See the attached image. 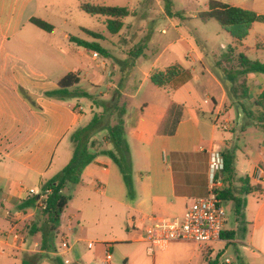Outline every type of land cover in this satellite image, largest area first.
<instances>
[{"label":"crops","instance_id":"obj_1","mask_svg":"<svg viewBox=\"0 0 264 264\" xmlns=\"http://www.w3.org/2000/svg\"><path fill=\"white\" fill-rule=\"evenodd\" d=\"M210 1H206L204 10L194 11L193 20H201L199 13L208 10ZM217 1L247 9L244 4L251 0H238L239 5ZM252 1L253 11L264 15V0L260 5L258 0ZM83 3L127 7L132 14L123 20L124 27L118 34L107 36L98 31V21L106 24L108 17L88 15L81 8ZM176 15L174 4L169 13L163 0H0V261L21 264L38 254L44 256L39 264H49L52 257L66 255V251L60 254L43 249L41 232L29 237L20 232L25 226L34 227L36 211L20 210L18 205L28 200V190L42 191L66 167L71 150L74 152L71 135L103 111L89 98L47 95L60 89L62 78L76 73L81 80L71 90L79 88L92 95L81 85L87 82L99 86L106 81V90L92 95L97 101L110 105L117 96L127 100L125 128L133 190L129 192L118 165L109 156L100 155L88 165L76 192L86 190L88 200L92 196L98 199L100 218L80 226L70 250L87 244L88 248L75 250L77 257L85 259L84 264H103L108 252L112 254L109 264H228L227 260L229 264H264V173L259 171L264 168V128L248 118L242 107L264 93V74L243 77L244 96L237 86L242 79L240 73L223 75L229 81L222 80L208 64L213 53L209 49L211 40L217 41L220 32L212 38L207 33L199 35L211 50L205 53L180 31L174 22ZM33 18L49 23L53 30L38 27ZM159 20L169 21L178 38L169 43L162 39L157 43L163 44L161 51L154 46L150 57L143 55L139 46L151 48L153 37L141 36L139 31L146 23ZM86 30L100 33L102 38ZM162 34L168 35L169 30L163 28ZM74 38L98 44L105 53L80 46ZM181 42L186 47L178 54L173 48ZM231 43L233 47H220L222 53L229 47L231 58L215 55L216 66L232 60L235 70L240 69V54L264 63L263 22L254 23L249 36L240 43ZM94 52L99 57L95 58ZM184 59L190 67L183 65ZM173 66L182 67V71L165 87L152 83L154 70ZM130 68L142 76L138 85L130 82V72L123 87L111 79L119 75L123 81ZM142 91L145 94L138 102ZM224 120L229 121V129L220 126ZM91 142L94 151L114 149L105 130ZM230 148L236 154L237 179L232 188L237 196L246 198L244 220L235 214L233 201H225L223 205H229L235 220L230 225L228 218L221 240L210 244L175 241L165 251L149 253L147 242L141 238L149 218L181 217L194 200L206 197L211 187L210 153ZM245 177L250 187H257L247 195L242 194L246 184L240 181ZM68 208L69 202L58 228L65 237L74 231V222L81 224L78 214H67ZM7 212L18 215L9 216ZM108 231L115 232L110 235ZM15 232L24 237L25 243L13 238Z\"/></svg>","mask_w":264,"mask_h":264},{"label":"trees","instance_id":"obj_2","mask_svg":"<svg viewBox=\"0 0 264 264\" xmlns=\"http://www.w3.org/2000/svg\"><path fill=\"white\" fill-rule=\"evenodd\" d=\"M165 1L166 11L170 13L173 1ZM81 8L88 15H101L108 17L106 25L109 32L114 35L118 34L124 27L123 20L132 14L127 7L98 6L90 3H83ZM199 18L203 22H208L210 20L217 21L236 41H243L246 39L249 36L254 23H264V15L217 0H211L209 2L208 10L200 12ZM32 22L48 32L53 30L52 25L41 19L33 18ZM86 31L96 38H102L101 34L88 30ZM74 41L80 46L94 49L102 54L105 53V50L98 44L89 43L77 38H74ZM238 66L239 68H242L240 70L242 79L239 82V88L242 89L245 96L247 95V91L244 88L246 81L243 77L248 73L264 74V63L260 61H252L244 54H240L238 57ZM181 71L182 67L180 66H173L163 71L154 70L151 74V81L158 87H165L173 78L177 77ZM80 80L81 78L78 74L69 73L60 80L59 90L47 93L49 97L58 99H66L69 97L89 98L94 100L96 105L102 106L103 111L95 114L88 125L77 129L71 135V140L74 144V152L71 161L55 178L43 186V191L51 190L46 201V209L40 208L42 214L46 217V220H44L40 227L38 226L39 224L35 223L34 227L31 229V235H34L37 232L42 233V248L45 250L55 249L53 240L58 233L61 216L69 202V198L64 194L65 189L71 184H79L86 167L92 164L98 156L106 155L111 157L119 166L129 192L131 193L133 190L132 161L125 128L127 100L122 96H117L114 104L109 105L103 102L98 103L94 96L84 90L79 88L71 90L72 87L80 83ZM253 106L257 109V112L250 111L245 105L242 107L248 118L256 120L260 126L264 128V93L253 101ZM111 117H115V122L113 124L111 123ZM104 130L107 131L108 140L112 143L114 149L94 151L91 140L98 132ZM222 154L225 162L224 170L220 175L223 179V185L221 188L217 189V195L223 202L233 201L235 214L240 220H244L246 198L237 196L232 188L233 182L237 179L235 149H227ZM240 181L246 184V187H244L242 191L243 195H247L251 191L257 190V187H250L247 177L241 178ZM38 200V196L30 198L21 202L18 205V208L20 210H26L29 208L38 209ZM223 234L224 233H222V236ZM43 257V255L34 254L28 259H25L22 264H38ZM56 260L58 264H64L61 259Z\"/></svg>","mask_w":264,"mask_h":264},{"label":"rangeland","instance_id":"obj_3","mask_svg":"<svg viewBox=\"0 0 264 264\" xmlns=\"http://www.w3.org/2000/svg\"><path fill=\"white\" fill-rule=\"evenodd\" d=\"M172 1H173L175 9L178 12V15H176L174 17V22L179 26L180 31L185 33L191 39H193V41H195L199 50H202L205 53H207V52L210 53L211 50L209 51V49L211 47L214 54L212 53L210 55V61H208V64L213 68L215 73L222 80H226V81H229V79L224 78L223 75H236V74L240 73L241 68L235 70V65L232 62V60L229 61L228 63H223V65L222 66L220 65V67H219V66H216V63H215L216 58L214 59L215 55H217L218 58H221V59L227 58V60H229L232 56L231 53L229 52V47H233L231 42L237 43L238 41H236L228 32H226L221 27V25L215 20L211 21V23L206 24V23L202 22L201 20H193L192 19L194 11H196L197 9L198 10H204L205 9V3L207 0H172ZM228 1H232L234 3H237L236 5L240 4V2L238 0L237 1L236 0H228ZM163 3H164V6L166 7V1L165 0H163ZM253 3L254 2L251 0L249 3H246L244 5H245V7H247V10L253 11V9L255 8V5ZM262 3H263L262 0H258V5H260ZM79 12H81V11H79ZM79 14L90 19V17L88 15H85V13H79ZM182 17L185 18V20H183ZM90 20H92V19H90ZM98 22L100 24V28L98 31L101 32L102 34H106L107 36H111L112 34L109 32L107 25L103 21H98ZM171 27L172 26H171L170 22L167 20H159L154 24L153 23H146L145 28L140 30L139 33L141 36H151V37H153L152 38L153 40H152V44L150 45L151 48H149V46H146V47L139 46L141 48V49H138V50H140V53L150 57L152 55L151 51H153L154 46L159 51H161L163 49V44H157L159 42L162 43L161 42L162 39H164L166 41V43H169L171 41H175L178 38V33H176V31ZM163 28L169 30L168 35L162 34ZM216 31L220 32L219 37L216 38L217 41L211 40V44H210L209 49H208V46L200 41L199 35H204V33H207V35L212 38L215 36ZM239 43H240V41H239ZM223 44H226L229 46L228 49L226 50V53L221 52L220 47ZM185 45L186 44L184 42L176 44L174 46L173 50H175L176 53H178V54H182L185 50V47H186ZM221 53L223 55H221ZM139 55L140 54H138L136 56H139ZM167 56L169 57L170 53L166 54V58H167ZM89 61L90 60H88V62ZM182 62H183V65L185 67H190L189 61L184 59ZM129 72H130V74H133V77L130 79V82L133 85H135V84L138 85L139 81L142 80V76L137 70L132 72L131 68L126 70L125 78L123 81L120 79L119 75L113 76L111 79H113L114 81H116V83L118 85L123 87L125 85V83L127 82V80L129 79L128 78ZM107 75H108L107 79L109 80L110 75L109 74H107ZM103 83L104 84H99V86H95V85L92 86V85H89L87 82H84L81 85V87L83 89H90L92 95L95 94L98 96L100 91L106 90L107 82L104 81ZM96 85H97V83H96ZM237 86H240V83H238ZM144 94H145L144 91H142L139 99L137 100L138 102H140L139 100L141 99V97L144 96ZM108 101H110V99H108ZM98 103H102V101L98 100ZM245 106L248 109H250V111L257 112V109H255L253 106V101L246 102ZM233 115L235 117L233 120L236 122L237 118H238L236 108L234 109ZM111 122L114 123L113 117H111ZM71 151L72 152H70V158L68 160L69 162L71 161V159L73 157V150H71ZM65 152L66 151L64 150L63 151L64 155H65ZM65 159H66V157H65ZM111 160H113V159L111 158ZM69 162H67V165L69 164ZM64 194L69 198V208H68L67 214L68 215L69 214H78L79 220L81 222V224L74 222L73 223L74 231L70 232L67 236L69 239L68 240L69 243L73 244L75 242V239L73 238V236L76 233L80 232V229H81L80 226L81 225H84V226L91 225V224L95 223L100 218V203H99L98 199L94 196H92L91 200H88L86 190H83L82 193L78 194L76 192V185L75 184L69 185L66 188V190L64 191ZM228 206L229 205L226 204L224 207L227 211V215L229 218V224L232 225L234 223L235 218H234V214L229 210ZM35 211H36V216H35L36 223L40 225L44 222V220H46V217L42 214V210L40 208L35 209ZM80 211H82V214ZM102 221H103V219H102ZM31 229H32V226L28 225V226H25V228L22 229L20 232L22 234H24L26 237H29V236H31ZM114 232L115 231H108V234L111 235ZM53 241H54V248H55L53 250H57L61 254V252L64 251L62 248L63 239L61 238V236L57 235V236H55ZM89 246L92 247V244H90ZM77 248H88V247H87V244L81 243L77 246ZM77 248H72V250H67L64 258L58 257L59 255L57 257L56 256L52 257L49 261V264H58L56 259H61L64 262V264L65 263L71 264L72 261H76V264H84L85 259H82L81 257L76 256L75 250ZM25 256H28V255H25ZM40 262H41V260L39 261V263ZM0 264H16V263L1 260Z\"/></svg>","mask_w":264,"mask_h":264},{"label":"built area","instance_id":"obj_4","mask_svg":"<svg viewBox=\"0 0 264 264\" xmlns=\"http://www.w3.org/2000/svg\"><path fill=\"white\" fill-rule=\"evenodd\" d=\"M93 56L97 58L99 54L94 52ZM220 126L223 129H229L230 123L224 120ZM224 166L225 162L222 152L213 150L210 153L211 187L208 195L194 200L181 217L149 218L148 224L141 230V238L144 242H147L149 253L153 254L157 251H165L175 241H194L200 244H210L221 240L228 221L223 201L217 195V189L223 185V179L220 175L224 170ZM259 171L263 174L264 168H260ZM50 192L51 190L39 191L37 189H30L27 191V199L38 196L39 200L37 203L39 207L46 209V201ZM7 213L9 216L14 217L18 215V213L14 215L11 212ZM12 236L14 239L25 243L24 237L19 232L13 233ZM58 236H61L63 239V250H70L72 245L69 243L68 238L60 233H58ZM111 258L112 254L108 252L103 264H109ZM226 262L229 264L230 260Z\"/></svg>","mask_w":264,"mask_h":264}]
</instances>
